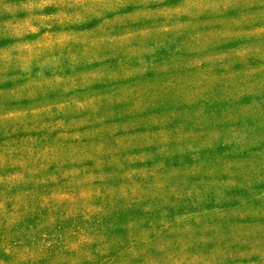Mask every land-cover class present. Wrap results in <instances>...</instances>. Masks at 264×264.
<instances>
[{
	"label": "clouds",
	"instance_id": "9594fccd",
	"mask_svg": "<svg viewBox=\"0 0 264 264\" xmlns=\"http://www.w3.org/2000/svg\"><path fill=\"white\" fill-rule=\"evenodd\" d=\"M0 264H264V0H0Z\"/></svg>",
	"mask_w": 264,
	"mask_h": 264
},
{
	"label": "rangeland",
	"instance_id": "374dc122",
	"mask_svg": "<svg viewBox=\"0 0 264 264\" xmlns=\"http://www.w3.org/2000/svg\"><path fill=\"white\" fill-rule=\"evenodd\" d=\"M3 2H8V0H3Z\"/></svg>",
	"mask_w": 264,
	"mask_h": 264
}]
</instances>
